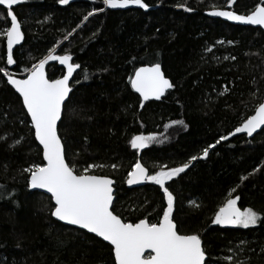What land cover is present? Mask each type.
Here are the masks:
<instances>
[{
  "label": "trees",
  "instance_id": "16d2710c",
  "mask_svg": "<svg viewBox=\"0 0 264 264\" xmlns=\"http://www.w3.org/2000/svg\"><path fill=\"white\" fill-rule=\"evenodd\" d=\"M263 1L144 0L147 9L111 10L103 0H23L14 12L24 41L11 65L1 35L11 20L0 7V264H115L111 245L56 220L51 196L30 189L25 169L45 164L43 152L5 72L25 77L54 49L80 65L59 124L66 159L78 173L94 165L90 174L115 180L114 213L126 222H158L167 207L163 190L151 181L129 188L132 166L141 160L151 175L215 144L166 182L173 220L181 234L201 236L206 264H264V129L216 144L264 100V31L206 14L211 8L248 14ZM153 63L174 86L141 106L129 78ZM47 72L55 79L64 68L48 61ZM140 134L157 141L139 157L129 141ZM237 196L242 210L261 213L260 221L248 228L213 223L219 207Z\"/></svg>",
  "mask_w": 264,
  "mask_h": 264
},
{
  "label": "snow or ice",
  "instance_id": "6c2138e0",
  "mask_svg": "<svg viewBox=\"0 0 264 264\" xmlns=\"http://www.w3.org/2000/svg\"><path fill=\"white\" fill-rule=\"evenodd\" d=\"M18 3H21V0H0V5L7 6V15L11 19V26L6 33H2L6 35L9 65L15 63L14 45L23 39L21 25L11 10L12 6ZM59 3L68 4L69 0H59ZM103 3L110 8L138 5L147 9L150 6L144 0H103ZM229 3H232V0H229ZM92 14L89 12L88 15ZM211 14L264 26V6L261 4H257L255 10L248 15H237L235 12L224 10L213 11ZM71 60L70 54L55 55L53 50H50L47 56L32 66L26 79H15L5 72L8 83L13 85L22 97L23 106L31 117L35 138L43 146V159L46 163L25 169L30 173V187L46 189L51 193L55 205L51 214L54 217L87 229L109 242L114 252L115 264H206V249L202 246L201 236L181 234L178 231L173 220L174 195L165 184L185 172L192 161L206 158L209 149L214 148L215 144L205 147L199 157L193 155L188 162L176 167L162 166L151 175L148 174V169L137 161L128 173L127 183L132 185L145 180L154 182L163 190L167 207L158 222H149L147 218L135 223L125 222L113 211L114 181L108 176L90 174V169L96 167L94 165H89L78 173L74 165L70 166L66 162L57 122L61 119L62 106L72 91L70 78L73 72L80 68L79 64L71 63ZM48 61H59L67 67V73L58 79H48L44 70ZM129 80L132 89L142 97L141 106L143 101L149 100L150 97L159 99L167 89L174 86L165 77L160 63L136 68ZM172 123L182 124L183 121ZM261 126H264V102H260L254 114L244 119L241 125L235 128V132L229 135L242 132L252 135ZM227 139L228 136H221L216 144ZM153 141H157L155 134H140L133 136L130 144L133 149H144ZM112 167L115 168L116 165ZM238 200V196L228 198L215 213L213 223L238 225L243 228L256 225L261 219V213L251 207L241 210L237 207ZM226 259L231 262L233 257L230 255Z\"/></svg>",
  "mask_w": 264,
  "mask_h": 264
},
{
  "label": "water",
  "instance_id": "95a60500",
  "mask_svg": "<svg viewBox=\"0 0 264 264\" xmlns=\"http://www.w3.org/2000/svg\"><path fill=\"white\" fill-rule=\"evenodd\" d=\"M22 2H23V0H21V3H18V4H16V5H13L12 6V11H13V13L15 14V12H14V10L19 6V5H21L22 4ZM262 6H264V4H261ZM0 7H3V8H5L7 11H8V9H7V6H4V5H0ZM106 7L108 8V9H111V10H124V9H129V8H135V7H138V5H128L127 7H124V8H110V7H108L107 5H106ZM218 10H224V11H232V12H235L237 15H248V14H250L252 11H254L255 9H253L251 12H249L248 14H243V13H239V12H237V11H235V10H233V9H231V8H211V9H209V10H207L206 11V14L208 15V16H210V17H212V18H218V19H221V20H224V21H226V22H229V23H231V24H234V25H241V26H250V27H255V28H261L263 31H264V26H261V25H253V24H250V23H245V22H241V21H235V20H229V19H227L226 17H222V16H216V15H212L211 13L213 12V11H218ZM16 15V14H15ZM10 18V17H9ZM18 19V18H17ZM11 20V19H10ZM18 21H19V19H18ZM19 23H20V21H19ZM20 25H21V23H20ZM10 26H11V24H10ZM21 31H22V33H23V39L20 41V43H18V44H16V45H14V47H13V51L15 50V48L17 47V46H20L22 43H23V41H24V32H23V29H22V25H21ZM6 49H7V40H6ZM62 55H64V54H62ZM52 63H57L60 67H62V68H64V74H66L67 73V67L65 66V65H61L60 63H59V61H51ZM71 63H74L73 62V60H71L70 61ZM74 64H76V63H74ZM145 65H151V64H145ZM142 66H144V65H142ZM141 67V66H140ZM139 68V67H138ZM79 69V68H78ZM78 69H76L74 72H73V75H72V77L70 78V81H69V84H70V87H71V84H72V82H73V79H74V77H75V74H76V72L78 71ZM161 69H162V71L164 72V70H163V67H162V65H161ZM45 74H46V76H47V78L48 79H51V78H49V76H48V72H47V63L45 64ZM63 74V75H64ZM164 74H165V72H164ZM10 75H12L15 79H26L27 78V76L28 75H26L25 77H20V76H17V75H13V74H10ZM62 75V76H63ZM62 76H60V77H58V78H61ZM165 77L166 78H168L169 80H170V82H172V80L169 78V77H167L166 76V74H165ZM58 78H55V79H58ZM8 81V80H7ZM9 84V83H8ZM172 84H173V82H172ZM15 91H16V89H15V87L13 86V85H11V84H9ZM72 88V87H71ZM172 89V88H171ZM171 89H167L166 91H165V93L159 98V99H156L155 97H150L149 98V100H147V101H150V100H155V101H159V100H161L162 98H164L165 96H166V94H167V92L168 91H170ZM135 91V90H134ZM17 92V91H16ZM72 92V91H71ZM71 92L69 93V96L66 98V100H65V103H64V105L62 106V113H61V119L57 122V130H58V135L60 136V134H59V124H60V122H61V120H62V117H63V113H64V106H65V104H66V102L69 100V97H70V95H71ZM137 93V92H136ZM17 94L20 96V94L17 92ZM139 96H140V94L139 93H137ZM21 97V96H20ZM140 98L142 99V97L140 96ZM21 99H22V97H21ZM146 102V101H145ZM262 102H264V100L262 101ZM26 109V108H25ZM26 112H27V110H26ZM28 114V113H27ZM254 114V113H253ZM252 114V115H253ZM28 116H29V118H30V120H31V117H30V115L28 114ZM31 124H32V122H31ZM241 125V124H240ZM239 125V126H240ZM34 128V127H33ZM264 129V126H261V128L260 129H257V131L256 132H254L252 135H248L247 134V132H242V133H235L234 135H226V136H228V139H231V138H233V137H236V136H241V135H245V136H247L248 138H253L254 136H256L258 133H260L262 130ZM235 132V129L231 132V133H234ZM34 133H35V130H34ZM60 138H61V136H60ZM227 139V140H228ZM37 140V139H36ZM131 141V140H130ZM37 142H38V144L40 145V147L42 148V152H43V146L39 143V141L37 140ZM61 142H62V144H63V147H64V151H65V145H64V142H63V140H62V138H61ZM129 144H130V142H129ZM130 148H131V150H134V151H137V153H138V156L140 157L141 156V154H142V151H143V149H133L132 147H131V144H130ZM212 149V148H211ZM210 151V150H209ZM65 159H66V154H65ZM201 159H204V158H201ZM138 161H140V163H142L147 169H148V167L141 161V160H138ZM66 162H68L67 161V159H66ZM44 163H46V161L44 160ZM191 165H192V163H191ZM190 165V166H191ZM187 170V169H186ZM148 174L150 175V171H149V169H148ZM95 175V174H94ZM109 177V176H108ZM109 178H111V177H109ZM113 181H114V184H113V203H114V200H115V180L113 179V178H111ZM147 183V181L145 180V181H141V182H138V183H136V184H132V185H129L128 183H127V186L129 187V188H137V187H142V186H144L145 184ZM165 186H166V184H165ZM30 189L32 190V191H39V192H43V193H45V194H48V195H50L51 196V193H49V192H47V190L46 189H40V188H31L30 187ZM53 202H54V200H53ZM237 207H239V205L237 204ZM240 208V207H239ZM241 209V208H240ZM242 210V209H241ZM115 214V213H114ZM54 217V216H53ZM56 220H58L59 222H61V223H63V224H66V225H69V226H71V227H75V228H78V229H81V230H84V231H86L87 233H89V234H92V235H94V236H96V237H98L95 233H91V232H89L87 229H83V228H81V227H79L78 225H71V224H69V223H67L66 221H61V220H59L58 218H56V217H54ZM123 220V219H122ZM126 222V221H125ZM175 222V221H174ZM176 223V222H175ZM221 226H223V227H233V226H235V225H221ZM98 238H100L101 240H103V238L102 237H98ZM104 241V240H103ZM106 243H108L109 245H110V243L109 242H107V241H105ZM202 246H203V243H202ZM112 247V246H111ZM114 253V252H113ZM146 255H147V252H146ZM115 258V257H114ZM206 260H207V254H206Z\"/></svg>",
  "mask_w": 264,
  "mask_h": 264
},
{
  "label": "rangeland",
  "instance_id": "374dc122",
  "mask_svg": "<svg viewBox=\"0 0 264 264\" xmlns=\"http://www.w3.org/2000/svg\"><path fill=\"white\" fill-rule=\"evenodd\" d=\"M235 1H236V0H232V3H229V4H230V5H233V4L235 3ZM263 2H264V1H263ZM9 27H10V26H9ZM9 27L3 28V29H2V33H6V31H7V29H8ZM2 33H1V35L6 37V35H4V34H2ZM53 54H56V49L53 50ZM28 74H29V71H28V73L25 74V75H28ZM235 226H236V227H241V226H238V225H235ZM250 227H251V226H250ZM241 228H243V227H241Z\"/></svg>",
  "mask_w": 264,
  "mask_h": 264
},
{
  "label": "bare ground",
  "instance_id": "6f19581e",
  "mask_svg": "<svg viewBox=\"0 0 264 264\" xmlns=\"http://www.w3.org/2000/svg\"><path fill=\"white\" fill-rule=\"evenodd\" d=\"M130 142V141H129ZM130 145V144H129Z\"/></svg>",
  "mask_w": 264,
  "mask_h": 264
}]
</instances>
